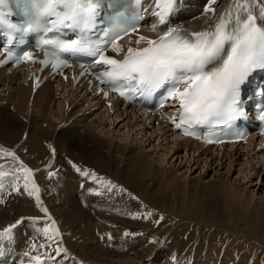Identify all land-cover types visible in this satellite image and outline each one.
<instances>
[{"label": "bare ground", "instance_id": "6f19581e", "mask_svg": "<svg viewBox=\"0 0 264 264\" xmlns=\"http://www.w3.org/2000/svg\"><path fill=\"white\" fill-rule=\"evenodd\" d=\"M256 2L258 3V8L255 9L254 4ZM227 3H230V0H216V3L211 5L215 9V12L212 13L206 11L209 6V0H183L179 11L169 18L168 24H158V18L152 15L150 23L134 32V35L128 37L121 46L123 49L146 46L144 42L136 43L140 36L156 39L168 27L181 28L186 26L191 27L195 32L211 30L222 16L224 10L227 9ZM248 5L254 9L258 17L261 16L260 11L261 6L264 8V0H248ZM238 14L241 17L249 15L245 9H242ZM190 20L191 22H188ZM153 25H157L155 31L152 30ZM53 78L54 81L46 82L34 93L29 70L27 71L25 68L14 72L6 69L0 70V146L14 151L25 165L34 170V178L40 187V197L43 205L48 208L49 213L59 227L61 233L59 243L68 250L66 254L55 255L57 244L50 243L53 246L50 255L53 256L51 261L54 264H58L59 261L63 264H146L145 261L147 260H154L153 264H256L257 259L251 258L252 253H248L249 248H246L248 250H245L246 253L245 251L239 253L240 256L238 257V250L241 252L243 248L239 249L241 247L239 244L242 243L240 240L237 245L238 249L232 247V251L226 249L227 252L233 255L228 254L225 256L222 253L223 251L219 252L222 248H217L219 246L216 244V246L210 245V247L207 244H201L196 246L197 251L194 253V261L189 258L184 259L186 253L185 251L184 253L181 252L193 243L188 241L189 238L181 241L177 233H175L176 236L169 238L172 228L165 226L167 223L165 220H170L172 215L180 216L178 215L179 213L176 214L177 211L183 212L181 214L184 215L192 212L190 203L186 205V201H180V199L182 200L180 194L194 181H188V177H186V180L181 181L176 169L173 167L169 168L166 164L164 165L166 157L170 155V158L181 157L182 161L184 158L185 161H190L191 164L192 161H194L193 164L203 163L204 167L207 166V168L214 169L218 173L217 175L221 173V169L227 168L228 171H231L239 163H246L245 168L242 170L246 175L253 168L256 169L257 173H260L258 171H264V151L259 152L256 150L254 139H250L247 142V146H219L217 148L201 145L197 141H192L188 138L181 139L178 136H171L170 132L161 126L160 118L158 117L154 118V124H152L150 119L142 118L136 111L117 102L103 100L95 95H87L79 87L75 88L72 83L73 80L69 76L61 79L60 76L55 75ZM56 101H59L62 106L60 111L58 109L54 111ZM30 105L35 108L36 113L30 112ZM61 116H63V119ZM65 118H67V122L63 124L62 122ZM123 118H127L124 123V128L126 129H113L112 124ZM57 119H61L60 123L58 122L59 124L56 121ZM105 121L108 122V125ZM156 121L158 122L155 123ZM65 127L72 133L71 135H74L63 136L59 133ZM105 128L109 133L105 131ZM97 130H100L102 134H97ZM144 130H146V133H155L159 138L168 140V142L157 143L154 146L150 145V150H144L145 146L142 145V141H140V146H136L134 142L127 144L125 141L128 138L117 142V139L116 141L114 139L115 134L111 135L115 131L132 132L136 141L140 139L138 135H141V138H145V135L139 134L143 133ZM53 148L56 153L64 150L67 159L70 162L80 164L82 171L92 169L99 178L110 180L118 187L107 191L101 184L89 180L88 177L81 175L79 172L69 179H66L63 175H58L55 179H52L53 176H46L42 163L48 161L53 155L55 156L56 153L53 154L52 152ZM160 153H162L161 156L164 158L159 155ZM9 160L19 163L18 161H13L12 157ZM53 167L52 165L50 166L51 170ZM4 170L9 171L10 168L6 167ZM245 174L243 177L249 176ZM238 179L234 182L229 178L227 181H220L219 179L220 182L218 183L215 178V180L206 181L205 183L208 182L221 187L224 192V199H229L228 203L231 208L237 206L245 210L251 207L255 220L253 219L249 222V227L264 231V203L259 202V198L255 201L257 195L255 196L254 193L247 194L245 188H243L244 184H241L242 182L240 181L238 182ZM3 182L5 188L2 193L4 202L0 203V230L15 223L20 218H24V223L19 225L23 231L24 228L22 226H25L31 220L29 218L46 219L45 214L36 206L35 197H29L23 188L21 192H15L10 186L12 183L10 177H5ZM19 183L22 187L23 180L21 179ZM92 185L96 191L103 193V196L108 195V198L110 197V199L107 198L108 202L111 199L114 202L115 198L116 204L109 205L106 209L92 205L89 208L87 204L96 203V201H91L90 203L88 196H86L87 190ZM121 189H124V191H121ZM13 197L15 198L12 199ZM252 202L254 203L252 204ZM149 211L152 212V216L143 218V214ZM136 213L142 214V218L134 219L133 216ZM161 216H163V220H160ZM188 218L189 216L186 219ZM188 220L187 223H189ZM189 221L191 222V220ZM50 223L51 221L48 222V224ZM94 227L105 233H110L111 238H109V235L108 237L101 236L90 241L76 238V236L82 234L92 238L94 234V229L92 228ZM33 228L37 229L36 227ZM187 230L186 232L189 233ZM201 230L199 229V231ZM35 232L37 235L38 231ZM125 232L130 233V235L125 236ZM201 234L198 236L201 237ZM239 236L243 237L244 235ZM41 238L43 239L44 237ZM234 239L236 240L237 238ZM154 240L158 242L153 243ZM194 240L193 242L195 243L196 240ZM17 241L14 240L11 243L0 241V245L13 249L15 252L21 250V253H16V256L24 262L23 264H29L30 256L24 255L26 251L21 244L22 242ZM38 242L40 241L38 240ZM213 243H217V241H213ZM38 244L40 245V243ZM177 244L179 247L174 248L173 246ZM193 245L192 247L194 248ZM219 245L221 246L222 244ZM230 246H227V248ZM30 249L33 251L31 246ZM164 249L172 250L169 251L171 253H163ZM176 251H179L180 254H175ZM235 251L236 253H234ZM259 251L261 253L260 258H262L264 252L261 249ZM45 252L47 251H42V254ZM43 257L45 259V256ZM46 261L51 262L50 260ZM48 262L46 263L48 264Z\"/></svg>", "mask_w": 264, "mask_h": 264}, {"label": "snow or ice", "instance_id": "6c2138e0", "mask_svg": "<svg viewBox=\"0 0 264 264\" xmlns=\"http://www.w3.org/2000/svg\"><path fill=\"white\" fill-rule=\"evenodd\" d=\"M136 2L139 4L140 0ZM5 3L6 0H0V8ZM182 3L183 0H155L152 15L158 18V24L166 25L169 18L179 11ZM215 3L216 0H209L206 11L214 13L215 9L211 5ZM233 6L245 9L248 7V0H243L242 3L236 0ZM101 7L102 0H33L30 8L28 6L24 8L26 14H34L30 16L26 26L10 22L2 10L0 25L24 32H32L39 28H43L45 32L64 28L79 30V35L74 39L41 38L39 47L45 50L46 58L39 63L45 66L51 64L54 69L59 70L69 66L63 54L87 53L95 57V65L105 67L104 71L97 74V78L102 83L111 82L116 85L114 90L124 97L132 92L147 95L170 84L168 97L177 101L181 109L179 123L176 117L170 119L176 128H183L185 134H194L189 129L196 124L215 122L231 125L247 115L242 100V88L255 70L264 68V27L257 23L256 16L249 14L241 17L229 10L219 18L211 30L187 32L178 27H168L156 39L140 36L136 43L144 42L146 46L129 47L126 50L127 55L123 59H118L107 54L108 47L110 46L114 52L125 51L118 41L122 35L136 32L137 29L134 25L127 24L123 13H118L114 26L105 33V37L112 38L110 40L106 38L99 44L91 43L87 33L95 27ZM45 18H51L47 20V24L44 23ZM156 28L157 25L152 26L153 31ZM11 56L12 53L9 52V58ZM32 59L33 52L25 51L18 61ZM258 118L264 121V108L261 109ZM52 152L55 154L54 148ZM0 154L10 156L13 161L19 162L18 165L0 164V203L4 202L2 196L5 188L4 178L10 177L12 181L10 186L13 190L19 193L23 188L29 197H35L36 206L45 214L46 220L51 221L50 224L46 223L43 228L37 229L44 234L49 243L39 246L33 243L32 248L38 250L49 247L50 243H56L55 255L66 254L68 250L59 243L61 237L59 227L48 208L43 205L34 170L25 165L12 150L0 146ZM72 166L81 175L101 184L107 191L118 187L110 180L99 178L95 172L82 171L75 164ZM6 167L10 170L5 171ZM55 175V172H49V177ZM21 179L22 187L19 183ZM92 191L97 195L102 194L95 189ZM151 216L150 211L143 214V218ZM133 218L140 219L142 214L136 213ZM29 219L36 223L40 218ZM160 220H163V216ZM23 223L24 218H20L0 230V241L13 242V230ZM124 235L128 236L130 233L125 232ZM156 242L158 241H153ZM5 254V248L0 245V257ZM24 255L30 256V253L26 252ZM43 255L53 259L47 252ZM29 264H45V260L41 255L30 256Z\"/></svg>", "mask_w": 264, "mask_h": 264}, {"label": "rangeland", "instance_id": "374dc122", "mask_svg": "<svg viewBox=\"0 0 264 264\" xmlns=\"http://www.w3.org/2000/svg\"><path fill=\"white\" fill-rule=\"evenodd\" d=\"M257 3V2H256ZM255 3V4H256ZM255 4H254V8L256 9V8H258V7H256L255 6ZM261 17V16H260ZM188 22H191V20L190 21H188ZM1 91V90H0ZM31 107H32V105H30V112H32V113H36L35 112V108H33L32 107V109H31ZM61 108H62V106H61V104H60V102L59 101H56V104H55V110L54 111H56L57 109H58V111H60L61 110ZM31 110H34V111H31ZM57 111V112H58ZM56 113V112H55ZM61 115V114H60ZM62 117V119H63V116H61ZM57 121V123L59 122L60 123V121H61V119L59 120V119H57L56 120ZM127 121V118H123V119H121L120 121H116V122H114L113 124H112V128L113 129H123L124 128V123ZM66 122H67V118H65L64 120H63V124H66ZM106 122V121H105ZM58 123V124H59ZM45 125H46V123H44ZM106 124L108 125V122H106ZM69 126V125H68ZM67 126V127H68ZM67 127H65V128H63L61 131H59V133H61L63 136L65 135V136H73V135H71L72 133L71 132H69V130H67L66 128ZM124 129H126V128H124ZM107 129L105 128V131H106ZM140 130V129H139ZM68 131V132H67ZM101 131L100 130H97V134H102V133H100ZM106 132H108L109 133V131H106ZM66 133V134H65ZM68 133V134H67ZM95 134V133H94ZM96 134V135H97ZM107 134V133H106ZM113 134H115V137H114V139H115V141H116V139H117V142L118 141H121V139L123 140V139H125L126 140V138H128L125 142L127 143V144H132V142H134V144H136V146L138 145V146H140L141 144H140V141H142V145L143 146H145L144 147V150H150L149 148H150V145L151 146H154V145H156L157 143H166V142H168V140H163V138H159L155 133H150V132H148V133H146V130H144L143 131V133H139V134H142V135H145L144 137L145 138H141V135H138V138L140 137V139H137L136 141H135V138H134V136H133V134H132V132H130V133H128V132H125V131H115V133L114 132H112L111 133V135H113ZM126 135V136H125ZM110 137V136H109ZM128 140H129V142H128ZM139 142V143H138ZM123 143V142H122ZM151 143V144H150ZM148 147V148H147ZM155 148V147H154ZM152 150H154V149H152ZM64 150H62V151H60L59 153L57 152H55L56 154H55V156L53 155L48 161H46V162H44V163H42L43 165H44V173H45V175L46 176H49V172L48 171H50V172H55L57 175H55V176H53L52 177V179H55V177L56 176H58V175H63V176H65L66 177V179H69L71 176H74V174L75 173H77V171L75 170V168L72 166L73 164H75L76 166H79L80 168H82V166L80 165V164H78V163H76V162H70L68 159H67V157L65 156V154H64ZM161 154L162 153H160L159 155L161 156ZM58 156V157H57ZM161 157H163V156H161ZM10 158V156H7V155H4V154H0V164H2V165H13V164H15V165H18L16 162H12V161H8V159ZM63 158V159H62ZM164 158V157H163ZM167 159H166V162L164 163V165L166 164L169 168L170 167H173L174 169H176L177 170V174H178V177H180V179H181V181H184V180H186V177H188L189 179H187L188 181H194L193 183H191L190 184V186L185 190V191H182L181 192V194H180V196L182 197V200L180 199V197H179V199H180V201H186V205L188 204L189 205V203H190V207H191V209H192V212H188V213H186L185 215L184 214H181V213H183V212H181V211H177V213L176 214H178V215H180V216H173L172 215V217L170 218V220L168 219V221L167 220H165L166 222H164V223H166L165 224V226H167V228H172L171 229V234H170V237L169 238H171L172 236H176V234L175 233H177V235H178V237H179V239L181 240V241H185V238H186V240H187V238H189V240L188 241H191L193 244V246H194V248L192 247V245L190 246H187L186 247V249L185 250H183L181 253H184V251H185V258L184 259H187V258H189L191 261H194L195 260V257H194V253L197 251L196 250V246H199V245H201V244H207L209 247H210V245L211 246H219V247H217V248H222L221 250H219V252L220 251H223L222 253L226 256V255H228V254H232V253H229V252H227V250L228 249H230L231 251H232V248H235V249H238L237 248V245L240 243V241L242 242L241 244H239V245H241V247L239 248V249H241L242 247V249H241V252L238 250V254L239 253H242V252H244L245 250L246 251H248V253H252L251 255H252V259L254 258V259H257V262H256V264H264V254H263V256H262V258H260L261 257V253H260V249H261V251L262 252H264V246H262L263 244H264V231H262L261 229H251L250 227H249V222L250 221H252L253 219H254V216H253V212H252V210H251V207H249V208H247V209H245V210H243L242 208H238L237 206H234V207H232L231 208V206H229V199H224V196H223V194H224V192L222 191V189H221V187H217V186H215V185H213V184H211V183H205L206 181H210V180H215V178L217 179L216 180V182H220V181H227L228 180V178L229 179H231V181H237V179H238V182L240 181V182H242L241 184H244L243 185V188H245V191L247 192V194L249 193V194H255V196H256V199H255V201L258 199V201L259 202H263L264 203V171H258V172H260V173H257V171H256V169H252V171L250 172V173H247V175H249V176H247L245 173H243V169L245 168V165H246V163H239V164H236L233 168H232V170L231 171H228L227 170V168H223V169H221V173L219 174V175H217L218 173H216V171H214V169H211V168H207V166H203V163H201V164H199V163H197V164H193V162L194 161H192V164L190 163V161H185L184 160V158H183V161H182V159H180L181 157H179V158H177V157H172V158H170V155H169V157H166ZM157 159V158H156ZM170 159V160H169ZM65 160V161H64ZM168 160H169V162H168ZM181 160V161H180ZM156 161V160H155ZM48 162V163H47ZM57 162V163H56ZM66 162V163H65ZM67 162H68V164H67ZM244 162V161H243ZM63 163H65L64 165H63ZM182 163V164H181ZM58 164V165H57ZM54 166L53 168H52V170H51V168L49 167V166ZM71 165V166H70ZM189 165V166H188ZM61 166V167H60ZM64 166H66V167H64ZM176 166V167H175ZM49 167V168H48ZM58 167V168H57ZM60 167V168H59ZM64 167V168H63ZM67 167H69V168H67ZM72 167V168H71ZM57 170H56V169ZM86 168V167H85ZM46 169V170H45ZM55 169V170H54ZM64 169H66V170H64ZM86 169H88V168H86ZM189 169V170H188ZM90 172H93L94 170H92V169H88ZM64 172V173H62V172ZM239 171V172H238ZM95 172V171H94ZM242 172V173H241ZM47 173V174H46ZM228 173V174H227ZM255 173V174H254ZM257 173V174H256ZM241 174V175H240ZM244 174L247 176V177H243L244 176ZM237 175V176H236ZM239 175V176H238ZM223 176V177H222ZM240 177H242V178H240ZM220 179V181H219V179ZM88 179L89 180H92L91 178H89L88 177ZM193 179V180H192ZM244 179H245V181H244ZM247 180V181H246ZM244 181V182H243ZM247 183V184H246ZM90 189V190H89ZM88 190H87V192H86V196H88V199H89V202L91 203V201H96V203L98 204H87L88 205V207L89 206H96V207H98V208H102V209H106L107 207H109V205H113L114 203L116 204V201H115V198H114V202H113V200L111 199V201L110 202H108L107 201V198H108V195L107 196H103L104 194L102 193V194H100V195H97L96 194V192H93V191H91L92 189H94V187H93V185L92 186H90V188H89ZM78 190V189H77ZM255 192H254V191ZM92 193H91V192ZM252 191V192H251ZM188 193V194H187ZM89 194V195H88ZM92 194V195H91ZM91 195V196H90ZM190 195V196H189ZM95 196V197H94ZM97 196H98V198H97ZM104 198H102V197ZM189 197V201L187 200V198ZM191 197V198H190ZM15 197H13L12 199H14ZM95 198H96V200H95ZM100 198V199H99ZM108 199H110V197L108 198ZM97 201H99V202H97ZM129 201H131V200H129ZM254 201V202H255ZM11 202H12V200H11ZM105 202H107V203H105ZM254 202H252V204L254 203ZM105 204V205H104ZM192 204H194V205H192ZM99 205H100V207H99ZM107 205V206H106ZM87 207V209H89ZM193 207V208H192ZM194 209V210H193ZM220 213H223V214H220ZM220 214V215H219ZM181 215H182V217H181ZM192 215V216H191ZM232 215V216H231ZM187 216H189V220H191V222L188 220V219H186L187 218ZM191 216V217H190ZM209 216V217H208ZM174 217V218H173ZM179 217V218H178ZM185 217V218H184ZM53 218V217H52ZM192 218V219H191ZM208 218V219H207ZM54 219V218H53ZM194 219H196V220H194ZM201 219V220H200ZM173 222H172V221ZM175 220V221H174ZM180 220V221H179ZM183 220V221H182ZM187 220H188V222L189 223H187ZM203 220H205V221H208V222H205V221H203ZM255 220V219H254ZM30 221H32V220H30ZM30 221H28L27 222V224L25 225V226H22V228H24V231L22 230V229H20L21 228V226H18L17 228H16V230L15 231H13V233H14V240L15 241H17L18 240V237L20 236V238H19V240L17 241V242H22L21 244L23 245V248H24V250L26 251V252H30V246H31V248H32V244L33 243H35L37 246H39V244L38 243H40V244H44V243H49L48 241H46V238L44 237V234L42 233V232H38L37 233V235H39V236H37L36 235V232L35 231H37V229H41V228H43L42 227V225H45L46 223H48V222H50V221H47L46 219L45 220H42V219H39L38 220V224H37V222L36 223H34L33 221L30 223ZM194 223H193V222ZM185 222V223H184ZM182 223V224H181ZM186 223H187V225H186ZM35 225V226H32V225ZM189 224V225H188ZM200 226H199V225ZM212 224V225H211ZM30 225V226H29ZM169 225V226H168ZM177 225V226H176ZM181 225H183L182 227H181ZM204 225V226H203ZM38 226H39V228H38ZM173 226H174V229H173ZM196 226V227H195ZM199 226V227H198ZM31 227V228H30ZM33 227H36L37 229H35V228H33ZM196 229H195V228ZM202 227V228H201ZM19 228V229H18ZM166 227H165V229H167ZM177 228V229H176ZM3 229V228H2ZM33 229H34V231H33ZM84 229V228H83ZM91 229V228H90ZM92 229H94V234H93V237L92 238H90L88 235H78V236H76V238H80V239H84V240H86V241H90V240H92V239H97V238H99V237H101V236H106V237H108V235H110L111 236V234L110 233H105V232H103V231H101L99 228H97V227H94V228H92ZM184 229V230H183ZM188 229V230H187ZM199 229L201 230V231H199ZM177 230V231H176ZM186 230L189 232V233H187L186 232ZM192 230H194V231H192ZM100 231V232H99ZM185 231V232H184ZM212 231V232H211ZM214 231V232H213ZM217 231H219V232H217ZM241 231V232H240ZM243 231V232H242ZM16 232H18L17 234H16ZM21 234H20V233ZM32 232V233H31ZM97 232V233H96ZM103 232V233H102ZM179 232V233H178ZM210 232H211V235H210ZM221 232H223V233H221ZM240 234H239V233ZM245 232V233H244ZM193 233V234H192ZM195 233V234H194ZM201 234V237L200 236H198V235H200ZM216 233H217V235H216ZM236 233V234H235ZM238 233V234H237ZM242 233V234H241ZM40 234H41V236H40ZM99 234H101L100 236H99ZM173 234V235H172ZM192 234V236H194V237H192V236H190ZM205 236H204V235ZM215 234V235H214ZM257 234V235H256ZM98 235V236H97ZM189 235V236H188ZM209 235V236H208ZM239 235H244L243 237L242 236H239ZM23 236V237H22ZM34 236V237H33ZM202 236H203V238H202ZM215 236V237H214ZM235 236V237H234ZM250 238H248V237ZM17 237V238H16ZM41 237H44L43 239L41 238ZM196 237V238H195ZM198 237V238H197ZM207 239H206V238ZM208 237H209V239H208ZM30 238H32L31 240H30ZM35 238V239H34ZM194 238H195V240L197 241V243H196V241L194 240ZM205 238V239H204ZM217 238V239H216ZM223 238V239H222ZM234 238H237L236 240L234 239ZM244 238H248V239H244ZM22 239H24L23 241H20V240H22ZM41 239V240H40ZM204 239V240H203ZM211 239V240H210ZM216 239V240H215ZM243 239V240H242ZM253 241H252V240ZM258 239V240H257ZM33 240V241H32ZM38 240L40 241V242H38ZM193 240L195 241V243L193 242ZM240 240V241H239ZM249 240H251V241H249ZM29 241V242H28ZM37 241V242H36ZM187 241V242H188ZM213 241H217V243H213ZM190 242V243H191ZM247 242V243H246ZM252 242V243H251ZM258 242V243H257ZM263 242V243H262ZM222 244L221 246L219 245V244ZM216 244V245H215ZM230 244H231V246H230ZM251 245V246H250ZM227 246H230V247H228L227 248ZM259 246V247H258ZM174 248H178L179 247V245L177 244V245H175V246H173ZM232 247V248H231ZM258 247V249H256ZM248 250H247V249ZM33 249V248H32ZM216 249V248H215ZM227 249V250H226ZM51 250H53V246L52 245H50L49 247H47L46 249H44V248H39L38 250L37 249H33V251L31 250V254H30V256H36V255H39V254H41V257H42V259H44V255L42 254V251H47L49 254L51 253ZM166 252H165V251ZM163 250V253H167V252H169V251H171L172 249H164ZM190 250V251H189ZM217 251H218V249H216ZM229 250V251H230ZM243 250V251H242ZM36 253H35V252ZM189 251V252H188ZM194 251V252H193ZM246 251H245V253H246ZM259 251V252H258ZM35 254H34V253ZM40 252V253H39ZM169 253H171V252H169ZM191 253V254H190ZM225 253H227V254H225ZM234 253H236V251L234 252ZM256 253H257V255H256ZM260 253V254H259ZM175 254H180V252L179 251H176L175 252ZM233 255V254H232ZM235 255V254H234ZM260 255V256H259ZM191 256V257H190ZM236 256V255H235ZM240 256V254L238 255V257ZM258 256V257H257ZM194 257V258H193ZM237 257V256H236ZM259 259H261V260H259ZM45 261L46 260H50L51 261V259H48L46 256H45V259H44ZM122 260V259H121ZM153 261L154 260H147V261H145V263L146 264H153ZM46 262H48V261H46ZM45 262V264H47ZM262 262V263H261ZM48 264H54V262L53 261H51V262H48ZM58 264H63V263H61V261H59V263ZM127 264H131V263H127Z\"/></svg>", "mask_w": 264, "mask_h": 264}]
</instances>
